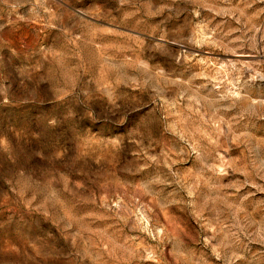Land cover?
I'll list each match as a JSON object with an SVG mask.
<instances>
[{"label": "rangeland", "instance_id": "rangeland-1", "mask_svg": "<svg viewBox=\"0 0 264 264\" xmlns=\"http://www.w3.org/2000/svg\"><path fill=\"white\" fill-rule=\"evenodd\" d=\"M0 264H264V0H0Z\"/></svg>", "mask_w": 264, "mask_h": 264}]
</instances>
